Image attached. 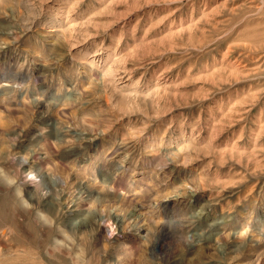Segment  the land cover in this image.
Here are the masks:
<instances>
[{
    "label": "rangeland",
    "instance_id": "374dc122",
    "mask_svg": "<svg viewBox=\"0 0 264 264\" xmlns=\"http://www.w3.org/2000/svg\"><path fill=\"white\" fill-rule=\"evenodd\" d=\"M0 264H264V0H0Z\"/></svg>",
    "mask_w": 264,
    "mask_h": 264
}]
</instances>
